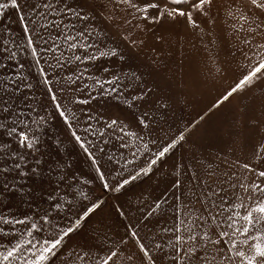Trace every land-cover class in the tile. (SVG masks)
Returning <instances> with one entry per match:
<instances>
[{
	"label": "snow or ice",
	"instance_id": "6c2138e0",
	"mask_svg": "<svg viewBox=\"0 0 264 264\" xmlns=\"http://www.w3.org/2000/svg\"><path fill=\"white\" fill-rule=\"evenodd\" d=\"M214 2H0V15L9 8L14 10L21 26L18 38L11 29L0 33V195L13 193L19 203L27 205L19 214L15 204L0 211V264H51L60 255L66 256L61 264H264V144L243 160L225 158L215 186L187 166L173 164L174 171L180 167L182 172L172 181L171 190L154 196L152 203L145 202L142 211L137 209L141 218L135 228L125 226L124 235L118 239L105 236L75 246L69 241L102 208L103 201L89 200L82 191H68L77 184L89 185V180L77 176L60 157L59 143L63 141L57 143L54 163L41 147L42 130L51 120H59L68 131L69 142L78 147L93 170L91 179H98L106 191L120 193L151 173L186 137L181 134L159 144L147 110L134 122L123 123L95 110L93 105L100 99L106 103L116 100L132 109L143 104L152 91L140 88V76L124 71L128 56L110 39L112 31L115 29V35L127 42L126 47L138 48L145 42L140 40L138 45L137 35L129 32L153 31L165 21L181 19L192 29H199L197 17L210 18ZM227 14L234 21L236 51L246 63L221 103L254 81L264 80V0H232ZM22 52L30 54L27 67L18 58ZM35 105H41L43 111ZM111 135L119 139L121 148L128 147V138L140 141L131 152L132 159L122 158L121 162L107 154L109 140L105 136ZM138 152L148 157L142 164L135 159ZM190 171L186 185L183 176ZM201 180L197 192L191 182ZM77 196L89 202L81 203L73 212ZM162 204L171 210L172 225L163 229V235L154 232V226L149 228L151 234L141 235L140 226L152 225L153 220L158 224L164 218ZM122 208L118 206L117 211L126 217ZM62 219L68 222L62 223ZM45 231L49 235L41 238L38 234Z\"/></svg>",
	"mask_w": 264,
	"mask_h": 264
},
{
	"label": "rangeland",
	"instance_id": "374dc122",
	"mask_svg": "<svg viewBox=\"0 0 264 264\" xmlns=\"http://www.w3.org/2000/svg\"><path fill=\"white\" fill-rule=\"evenodd\" d=\"M231 3L232 0H215L210 18L197 17L201 26L199 29H192L181 19L176 22L165 21L155 26L153 31L138 34L135 31L129 32V35H137L138 45L140 40L145 42L138 48L126 47L127 42H122L115 35V29L112 31L110 39L120 44L128 56L124 71L140 76L143 81L140 88L146 90L147 87L152 91L147 100L135 108L128 109L126 104L116 100L106 103L100 99L93 105L95 110L106 116L119 118L122 123L134 122L141 112L147 110L152 117L153 137L158 139L159 144H164L170 138H178L181 134L186 137V140L158 162L147 176L139 177L120 193L106 191L98 179H91L93 170L78 147L69 142L68 131L62 121L51 120L42 130L41 147L48 153L47 159L55 162L57 143L63 141L59 143L60 157L72 166V171L77 176L89 180V185L77 184L76 189L68 191H82L88 194L89 200L98 203L103 201L102 208L91 216L78 234L73 235L69 241L73 246L85 241H98L105 236L118 239L124 235L125 226L131 224L135 228L141 218V212L137 209L142 211L145 202L152 203L154 196L171 190L172 181L182 172L180 167L174 171L173 164L187 166L203 180L215 186L217 175L225 166V158L231 160L238 157L243 160L254 150L259 151L261 144H264V80L254 81L252 86L234 93L228 101L221 103L223 94L234 86L243 70L242 64L246 63L242 54L236 51L238 40L233 33L234 21L229 19L227 14L228 5ZM37 19L39 20V17ZM8 29H11L17 38L21 33L17 14L10 8L0 15V33H5ZM2 39L3 37H0V40ZM57 43L62 41L58 40ZM63 48L67 49V45L63 44ZM233 52L235 55H232ZM65 55L70 53L65 51ZM18 58L26 67L31 62L28 52L19 53ZM82 68L83 66L81 70ZM88 83L91 84L90 81ZM217 104L219 107H216ZM35 107L43 111L41 105ZM48 110L51 111V108ZM77 114H80L79 111ZM99 130L104 131L103 128ZM96 139L99 140V137ZM105 139L109 140L105 149L107 154L121 162H124L122 158L132 159L131 152L136 151V145L140 143L134 138H128V147L121 148L115 135L105 136ZM147 139L145 136V140ZM149 147L155 151L151 144ZM135 159L137 163L142 164L148 157L143 155V152H138ZM213 172L216 175H213ZM189 175L191 171L183 176L186 185L189 184ZM53 180L56 178L53 177ZM203 180L191 182L196 186L197 192L201 190ZM44 186H48L46 181ZM64 187L62 184L61 188ZM88 202L77 196L73 212L81 203ZM13 204L16 206V214L27 210V205L19 203L15 194L0 195V211L9 210ZM120 205L123 206L121 210L127 213L126 217L119 215L117 207ZM162 207L166 209L164 218L160 219L158 224L153 220L152 225L140 226L141 235L149 233V228L153 226L154 232L163 235V229L172 225L171 210L167 209L166 205L162 204ZM61 222L68 221L62 219ZM38 235L44 238L49 232ZM24 238L27 239L26 233ZM15 242L13 240V243ZM65 259L66 256L60 255L53 258L51 264H61Z\"/></svg>",
	"mask_w": 264,
	"mask_h": 264
}]
</instances>
